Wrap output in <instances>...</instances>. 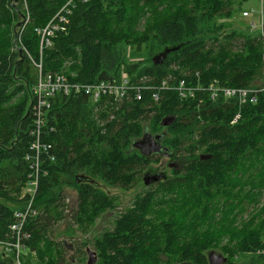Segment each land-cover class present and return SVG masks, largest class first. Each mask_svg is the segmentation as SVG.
Listing matches in <instances>:
<instances>
[{"label":"trees","instance_id":"1","mask_svg":"<svg viewBox=\"0 0 264 264\" xmlns=\"http://www.w3.org/2000/svg\"><path fill=\"white\" fill-rule=\"evenodd\" d=\"M68 1L26 0L29 20L21 44L33 61L39 60L36 30ZM245 1H74L65 30L42 49L43 71L64 72L74 83H118L125 72L132 85L142 87V98L136 101L129 92L121 101L97 106L85 95L51 98L44 140L52 144L55 159L43 160L46 175L34 200L36 215L24 225L30 236L25 245L35 262L72 264L65 245L49 237L53 224L63 219V188L76 192L70 219L86 235L117 206V197L97 188V180L129 190L158 160L133 146L147 132L162 139L181 168L136 195L115 215L111 228L91 242L80 241L76 254L87 253L91 245L95 264H209L207 255L215 251L227 258L224 264L242 258L263 264L255 252L264 247V203L256 208L264 197V95L239 106L234 99L211 100L201 91L180 99L161 87L165 80H184L192 87L213 81L232 88L255 86L264 64L263 44L232 22L242 16ZM25 18L22 0L15 6L0 0V237L7 239H12L13 209L22 205L18 195L30 172L25 156L36 70L20 48L13 51L14 31ZM171 49L153 64V57ZM236 114L240 117L233 123ZM245 213L247 220L241 219ZM0 264H12L11 256L0 257Z\"/></svg>","mask_w":264,"mask_h":264},{"label":"built area","instance_id":"2","mask_svg":"<svg viewBox=\"0 0 264 264\" xmlns=\"http://www.w3.org/2000/svg\"><path fill=\"white\" fill-rule=\"evenodd\" d=\"M10 5H16L19 0H7ZM26 18L23 19L22 25L16 28L13 51L20 48L21 52L28 57L36 70V82L32 88L33 102L31 105L32 125L29 130L30 144L25 159L29 162L30 172L27 181L21 188L20 199L22 206L13 213L14 222L9 226L12 239L6 236L0 237V257L11 256L12 264H38L35 262V254L30 252L25 242L30 238L29 234L24 230V225L28 218L36 215L33 208L34 200L39 189V183L42 176L46 172L42 169L43 160L54 161L55 153L52 144L46 142L44 138L47 132L44 127L47 123V113L50 108V100L57 93L64 96L85 95L89 98L92 105L97 106L101 101L114 100L121 101L127 97L129 92L134 93L136 101L142 98V90L140 86L132 85L126 73H121L118 83L110 81H99L95 83H74L63 73H45L42 69V49L51 45L50 38L59 31L66 28L67 18L70 16L74 8V1L69 0L48 22L43 29H37L36 33L40 35L39 60H32L29 53L21 44V34L23 26L29 20L26 0H22ZM85 1V0H83ZM264 0H260L261 12L252 14L248 10L241 13V18L247 19V29L249 33L256 34L259 41L263 44L262 60L264 63V9L262 4ZM18 45H21L18 47ZM194 86V85H193ZM161 87L166 91H173L178 94L180 99L193 97L197 92H205L211 100L219 97L225 99H234L239 106L245 104H254L257 101V95H264V64L261 79L258 85L249 88H232L221 86L217 81L211 82L206 87L196 85L195 87L187 86L184 80H178L174 84L168 83L167 80L162 81ZM153 101H158V95H152ZM240 115L236 114L233 123L239 119ZM255 254L263 259L264 264V247L256 250Z\"/></svg>","mask_w":264,"mask_h":264},{"label":"rangeland","instance_id":"3","mask_svg":"<svg viewBox=\"0 0 264 264\" xmlns=\"http://www.w3.org/2000/svg\"><path fill=\"white\" fill-rule=\"evenodd\" d=\"M264 8V2L262 4ZM242 8L244 10L250 11L252 14H259L261 12V3L260 0H247L243 2ZM262 13L264 15V9L262 10ZM146 17H143L138 22V31H142L145 26V22L147 19ZM221 21H226L225 19H222ZM232 22L237 23L238 27L241 29L245 28L247 29V19L239 17L232 18ZM24 47V46H23ZM11 52V50H10ZM130 55V49H127V57ZM33 59V58H32ZM129 61H143V58H137L132 59L130 58ZM64 73V72H63ZM125 73V72H123ZM262 74V71H261ZM261 79V75L257 82L255 83V86L258 85L259 81ZM154 162L151 163V165L143 171V174L140 176V181H138L131 189L129 190H122L119 188H113L105 183H103L100 180H97V188H99L101 191H103L105 194L116 196L117 197V206L114 211H107L99 217L96 222L92 225L90 230L86 235H83L79 229L75 225L72 224L70 217L72 216L73 211L75 210L76 204H77V197L76 192L72 187L65 186L63 188V197H64V204L66 206L65 212H63V219L58 221L57 223L53 224L52 228L50 229L49 237L52 238L54 241L63 243L66 247L65 251V258L67 261H70L72 264H87L88 256L87 253H83L86 249L83 251H80L76 254V249L79 247L80 241H88L91 242L92 239L98 234H100L105 229L111 228V222L115 215H118L123 212V210L131 204L133 199L136 195L142 193L146 190V188L151 187L154 185L155 182H151L149 185L145 186L143 183V178L146 174L149 172L155 173V171H159L163 173L167 178L173 176V170L168 168L169 161L165 158H162V156H153L152 159H156ZM172 162V161H170ZM165 177V178H166ZM143 183V184H142ZM20 199V193L18 195V200ZM21 202V201H20ZM22 203V202H21ZM264 203V197L260 200L259 204L256 206L257 209H259ZM22 206V205H20ZM19 207H16L13 209V212L15 210H18ZM252 208H250V211ZM249 217L248 213L243 214L241 219L247 220ZM89 250H92L91 245ZM238 264H249L248 260L245 259H238Z\"/></svg>","mask_w":264,"mask_h":264},{"label":"water","instance_id":"4","mask_svg":"<svg viewBox=\"0 0 264 264\" xmlns=\"http://www.w3.org/2000/svg\"><path fill=\"white\" fill-rule=\"evenodd\" d=\"M176 49H178V48H176ZM173 50H175V49L166 50L165 53H163L162 55H159L157 57H153L152 58L153 64L161 63L163 58L169 52H171ZM163 125L166 126L167 124L164 123ZM145 133H147V132H145ZM153 137H156L159 140V142L150 146L151 147L150 148V154L151 153H159L162 150V146L160 145L162 139L159 136H153ZM143 139H144V137H143ZM143 139L135 141L133 143V146L135 148H137L139 151H141V153H143L144 155L148 156L149 154L146 153L145 151L143 152L142 149H141V146H140L141 142L143 141ZM166 150H167V148H166ZM167 152H168V150H167ZM152 180L157 182L158 180H160V177L153 178ZM151 182L152 181H151L150 178H147V179L144 178L143 179V183H144L145 186L149 185ZM87 256H88L87 264H95L96 263L97 258H96V253L95 252L87 249ZM207 260H208L209 264H224V263H226L227 258L223 257L221 254H219V253H217L215 251H211L207 255Z\"/></svg>","mask_w":264,"mask_h":264},{"label":"flooded vegetation","instance_id":"5","mask_svg":"<svg viewBox=\"0 0 264 264\" xmlns=\"http://www.w3.org/2000/svg\"><path fill=\"white\" fill-rule=\"evenodd\" d=\"M143 137H144V139H143ZM141 139H143V141L141 142V145H140L141 149L143 152L145 151L146 153H148L149 154L148 156H151V155L162 156V158H165L169 161L168 168L174 169L175 171H178L181 168L180 164L177 161H173L171 159L172 158L171 153L169 151L167 152L166 148L162 145V143H160V145L162 146V150L159 153H151L150 154V148H151L150 146L159 142V140L156 137H153L149 133H144ZM170 161H172V162H170ZM157 177H160V180H158L157 182L152 180L153 178H157ZM165 177L166 176L163 173H161L159 171H155V173L149 172L148 174L145 175L144 178H146V179L150 178L152 182L158 183L159 181L163 180Z\"/></svg>","mask_w":264,"mask_h":264}]
</instances>
